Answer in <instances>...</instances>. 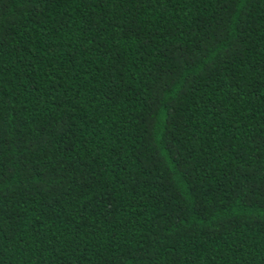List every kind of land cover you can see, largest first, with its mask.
<instances>
[{
  "label": "trees",
  "instance_id": "16d2710c",
  "mask_svg": "<svg viewBox=\"0 0 264 264\" xmlns=\"http://www.w3.org/2000/svg\"><path fill=\"white\" fill-rule=\"evenodd\" d=\"M0 264H264V0H0Z\"/></svg>",
  "mask_w": 264,
  "mask_h": 264
}]
</instances>
